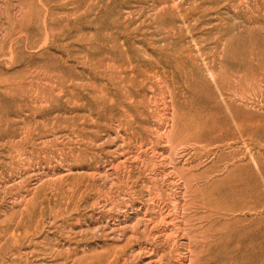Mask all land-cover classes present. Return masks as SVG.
Segmentation results:
<instances>
[{
  "label": "rangeland",
  "instance_id": "1",
  "mask_svg": "<svg viewBox=\"0 0 264 264\" xmlns=\"http://www.w3.org/2000/svg\"><path fill=\"white\" fill-rule=\"evenodd\" d=\"M158 263L264 264V0H0V264Z\"/></svg>",
  "mask_w": 264,
  "mask_h": 264
},
{
  "label": "bare ground",
  "instance_id": "2",
  "mask_svg": "<svg viewBox=\"0 0 264 264\" xmlns=\"http://www.w3.org/2000/svg\"><path fill=\"white\" fill-rule=\"evenodd\" d=\"M181 182V181H180ZM156 214V213H155ZM161 222V221H160ZM168 226V225H167ZM173 230V229H172ZM176 232V231H175ZM182 232V231H181ZM172 235V234H171ZM177 235V234H176ZM169 236V235H168ZM154 238V237H153ZM169 239V238H168ZM149 240V239H148ZM169 241H171V240H169ZM170 248V247H169ZM192 253V252H191ZM161 257V256H160ZM162 258H160V260H161ZM162 263V262H161ZM159 264V263H158Z\"/></svg>",
  "mask_w": 264,
  "mask_h": 264
}]
</instances>
